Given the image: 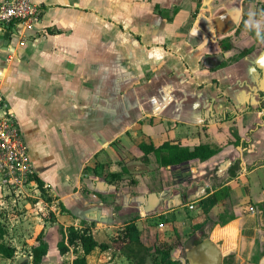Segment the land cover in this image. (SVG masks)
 <instances>
[{
	"label": "crops",
	"instance_id": "0c3cea01",
	"mask_svg": "<svg viewBox=\"0 0 264 264\" xmlns=\"http://www.w3.org/2000/svg\"><path fill=\"white\" fill-rule=\"evenodd\" d=\"M34 2L31 27L0 28V94L45 191L35 180L23 219L9 210L17 252L0 264H33L41 232L42 264H73L71 226L108 247L88 264H155L164 245L181 264H264V0ZM168 142L220 151L144 160L140 144ZM0 189L5 210L19 194Z\"/></svg>",
	"mask_w": 264,
	"mask_h": 264
},
{
	"label": "trees",
	"instance_id": "16d2710c",
	"mask_svg": "<svg viewBox=\"0 0 264 264\" xmlns=\"http://www.w3.org/2000/svg\"><path fill=\"white\" fill-rule=\"evenodd\" d=\"M174 11L176 12L177 9ZM12 27V25L9 26L10 29ZM222 46L224 50H230L232 48V43L223 41ZM248 53V50H244L240 54V57H245ZM139 147L145 153L144 160H147V156L153 153L161 166L178 165L195 159L207 161L220 151L219 149L212 148L208 144L199 145L194 149H190L169 142L159 147L153 144L142 143ZM111 175L118 179L121 178L120 174ZM33 179L38 182L39 188L44 192V182L39 176L34 174ZM126 231L131 241H139V231L133 222L126 227ZM60 232L62 234V240L58 244V249L62 255L68 253L72 247L80 246L83 250V255L75 258L73 264H88L87 256L96 248L99 247L103 250L108 248L107 245L99 244L95 240L89 228H76L75 226L68 228L61 227ZM5 234L6 230L4 224L0 222V257L4 260H12L15 258L17 248L5 242ZM48 248L49 246L45 239V234L41 232L37 237V244L32 248L33 264H42L44 257L48 253ZM171 249L172 246L170 245L157 248L156 253L159 254L160 258L155 259V264H181L179 260H175L172 257Z\"/></svg>",
	"mask_w": 264,
	"mask_h": 264
},
{
	"label": "built area",
	"instance_id": "2783aa9c",
	"mask_svg": "<svg viewBox=\"0 0 264 264\" xmlns=\"http://www.w3.org/2000/svg\"><path fill=\"white\" fill-rule=\"evenodd\" d=\"M40 14L41 9L34 0H4L0 3V28L15 24L31 27ZM34 174L29 146L18 118L7 109L0 94V183L18 194L19 190L35 182Z\"/></svg>",
	"mask_w": 264,
	"mask_h": 264
},
{
	"label": "rangeland",
	"instance_id": "374dc122",
	"mask_svg": "<svg viewBox=\"0 0 264 264\" xmlns=\"http://www.w3.org/2000/svg\"><path fill=\"white\" fill-rule=\"evenodd\" d=\"M60 169H59V167H58V169H57V166L55 167V168H53L52 169V172H53V175H55V176H57V177H59L60 176ZM50 181V180H49ZM1 185H0V187H2V188H4L5 190H4V192L5 191H8L9 192V194H11V192L12 193H14L13 191L14 190H10L9 189V187H5V185L4 184H2V183H0ZM35 191H34V188H33V186H27V187H24V188H22L21 190H19V192H18V194H19V196L18 197H16V201L14 202V201H12V200H7V205H8V208L7 209H5V210H2V209H0V222L2 223V224H4V226H8V224H11V221H10V215L8 214V212H10V213H13L14 212V214H17L19 217H21V219H23L24 218V216L23 215H25V212H23L22 210H23V208H24V203H23V201L24 200H26V199H29L30 201H33V200H35L34 198V193ZM0 193L2 194L3 192L1 191V189H0ZM14 194H16V192L14 193ZM8 199V198H7ZM14 202V203H13ZM13 204V205H12ZM10 210V211H9ZM47 213V216L49 217V213L50 212H46ZM51 221H53V220H51ZM22 244V243H21ZM20 244V248L26 253V252H28V249L24 246V245H21ZM26 245V244H25ZM258 254V253H257Z\"/></svg>",
	"mask_w": 264,
	"mask_h": 264
},
{
	"label": "water",
	"instance_id": "95a60500",
	"mask_svg": "<svg viewBox=\"0 0 264 264\" xmlns=\"http://www.w3.org/2000/svg\"><path fill=\"white\" fill-rule=\"evenodd\" d=\"M6 36L9 38L10 37V33H7Z\"/></svg>",
	"mask_w": 264,
	"mask_h": 264
},
{
	"label": "bare ground",
	"instance_id": "6f19581e",
	"mask_svg": "<svg viewBox=\"0 0 264 264\" xmlns=\"http://www.w3.org/2000/svg\"><path fill=\"white\" fill-rule=\"evenodd\" d=\"M232 226V225H231ZM220 236V235H219Z\"/></svg>",
	"mask_w": 264,
	"mask_h": 264
}]
</instances>
